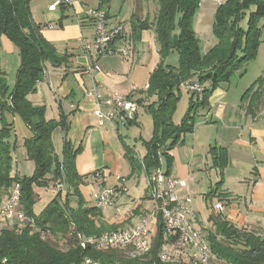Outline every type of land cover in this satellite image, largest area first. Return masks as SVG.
Segmentation results:
<instances>
[{"label":"trees","instance_id":"16d2710c","mask_svg":"<svg viewBox=\"0 0 264 264\" xmlns=\"http://www.w3.org/2000/svg\"><path fill=\"white\" fill-rule=\"evenodd\" d=\"M156 1L160 9L154 27L162 62L152 73L147 91L148 97L155 96L156 101L146 107L153 119L154 136L145 143L147 154L142 162L129 148L126 157L132 175L141 170L149 177L161 168L164 158L165 170L162 168L167 178L174 161L170 152L184 142L186 135L194 132L196 117L208 108L213 92L256 59L262 45L260 23L264 19V0H226L220 5L213 26L218 43L205 54L193 27L200 0ZM30 2L0 0V46L2 37H7L18 48L21 57L11 92L6 74L0 68V206L14 185L19 184L22 209L35 220V225L5 226L0 234V264L5 259L19 264H82L86 259H91L92 264H153L160 249V235L153 243L151 254L142 260L131 258L130 252L125 250L101 252L83 246L86 239L112 233L120 226L107 224L102 220L100 209L86 204L80 187L90 176L80 175L76 169L81 148L75 149L67 142L62 159L56 154L53 134L57 129L68 130L66 116L62 114L59 120L48 119L46 108L35 106L28 98L37 91L46 64L61 66L67 59L34 23ZM174 52L178 53V65H166L165 59ZM195 81L204 87V91L201 95L192 94L186 115L176 124L173 118L181 99V85ZM242 103L247 104L248 114L256 115L264 103V76L244 93ZM138 104L144 106L142 100ZM7 114L19 116L32 133L25 141L28 159L35 165L30 177L14 172L16 146L10 141L14 128ZM224 157L222 151L215 157V168L224 169ZM57 182L66 184L65 198L59 192L37 216L34 213L38 201L35 187L45 188ZM74 197L77 198L76 205L72 202ZM139 214L137 209L130 220ZM210 222L212 230L207 239L215 255L214 264H220V261L264 264V236L261 233L239 228L220 214L212 215Z\"/></svg>","mask_w":264,"mask_h":264},{"label":"crops","instance_id":"0c3cea01","mask_svg":"<svg viewBox=\"0 0 264 264\" xmlns=\"http://www.w3.org/2000/svg\"><path fill=\"white\" fill-rule=\"evenodd\" d=\"M56 1L31 0L30 10L43 36L67 59L61 66L48 62L37 91L28 98L35 106L46 108L48 119L59 120L62 114L66 116L68 130L57 129L53 134L56 154L62 159L67 142L75 149L81 148L76 158V169L80 175L90 177L80 187V192L86 204L93 206V195L103 187L117 186V176L126 179L127 187L138 173L132 175L131 164L126 157L128 148L136 154L135 147L129 142L132 138L129 130L134 126L141 128L142 111L152 118L146 107L155 102L156 97H148L147 91L152 73L162 62L161 46L154 27L160 7L156 0H76L72 6H59L56 11H49ZM88 8L105 10L110 25L122 27V34L115 41L114 48L119 52H128L127 56L98 57L84 51V43H92L96 38L95 26L86 15ZM0 47V68L6 74L11 92L15 87L21 57L18 48L5 36ZM164 62L171 65L168 58ZM95 65H99L100 70H95ZM246 77L241 76L236 85L230 84L231 81L223 83L213 92L208 108L198 113L200 119L196 117L194 132L186 135L184 142L170 152L174 161L167 178L186 181V189L177 188L181 197L195 196L208 190L206 197L210 200L211 216L220 214L239 228L258 232L264 230V103L255 116L248 114L242 97L256 80L253 82L250 79L241 84ZM112 94L137 102L138 112L132 125H128L129 121L100 125L94 112L99 106L107 110L102 101ZM191 96L181 88L174 122L181 107L182 111L185 110L182 116L186 115ZM139 100L144 106L138 104ZM7 118L14 128L10 139L16 146L14 159L23 160L27 155L25 141L32 137V133L19 116L7 114ZM153 136L154 130L143 144ZM145 149L143 155H135L141 162L147 154ZM221 151L225 155L223 170L214 167L215 157ZM19 167L14 170L15 173L30 175L29 169L24 170L23 165ZM163 168L165 170V165ZM97 172H101L100 178H96ZM152 178L153 175L149 177L146 174L145 197L149 201H152L149 191ZM139 184L140 181L137 186ZM48 189L50 204L58 194L51 185ZM64 190L67 192V187ZM36 192L38 200L45 196L43 189ZM219 203L223 204V210L215 208ZM143 209L141 206L138 211ZM144 212L149 213L147 210ZM131 217L121 224H110L103 217L102 220L120 228L127 224L136 226L133 225L136 216L130 220ZM191 220L195 225L201 223V215L196 208Z\"/></svg>","mask_w":264,"mask_h":264},{"label":"built area","instance_id":"2783aa9c","mask_svg":"<svg viewBox=\"0 0 264 264\" xmlns=\"http://www.w3.org/2000/svg\"><path fill=\"white\" fill-rule=\"evenodd\" d=\"M76 0H58L49 7V11H56L59 6H72ZM221 3L222 0H219ZM86 15L91 19L95 26L96 38L92 43H84L83 48L87 53L96 54L98 57L108 55L127 56L128 52H119L114 48L115 41L122 34V27H114L110 25L107 12L103 9L86 10ZM95 70H100L99 65L94 66ZM92 70V68H89ZM202 85H197V81L188 82L182 85L189 93L198 95ZM126 96L112 94L102 101V105L107 107L103 110L99 106L95 110V116L99 120L100 125L105 122L127 123L134 120L138 105L130 104V108H121V101ZM154 173L152 185L149 187L150 197L155 203V208L148 213L137 226L129 228H120L112 232L111 241H102L99 244H110L114 248L118 246H127L130 248H141L144 252H152L153 246L148 242L149 233H157L160 235V249L158 254L162 256L181 254L188 258H201L205 256L201 252L199 244V236H205V231H211L206 227L201 230L192 222L191 217L195 214L194 200L192 196L186 195L181 197L177 188H187L185 180L164 178L162 175V167ZM96 178L102 176L101 172L95 174ZM118 185L115 187H103L99 192L95 193L92 198L93 205L102 210L107 207H114L116 201L126 191V179L117 176ZM65 183H58V190L62 192L65 189ZM20 185L16 184L12 188L5 202L0 206V224H9L10 227L33 226L35 220L28 217L21 206L20 201ZM217 210H223L224 206L219 203L215 206ZM2 232H0L1 234ZM46 235L45 232H42ZM5 264H19L5 259ZM82 264H88L83 262ZM179 264V263H174Z\"/></svg>","mask_w":264,"mask_h":264},{"label":"rangeland","instance_id":"374dc122","mask_svg":"<svg viewBox=\"0 0 264 264\" xmlns=\"http://www.w3.org/2000/svg\"><path fill=\"white\" fill-rule=\"evenodd\" d=\"M225 2L226 0H222L221 3L219 2V0H200V6L194 17L193 27H194L196 37L199 40L202 52L204 54L207 53L210 49H212V47H214V45L217 43V38L214 34L213 26H214L217 10L219 6L224 4ZM260 24L263 27V33H262V45L259 49L258 55L255 60L248 62L239 72H237L233 76L230 84L236 85V82L240 81L241 76L243 75H247V77L244 79V81L241 82V84H246L247 80H250V79L254 82L259 77L264 76V19L261 21ZM168 61H169V64L177 66L179 63L178 53L177 52L171 53L168 57ZM183 91L185 94H187V90L185 88H183ZM185 105H187L186 102H185ZM184 111H182V107H181V111L177 113L175 117L176 123H181V121L184 118L182 116L184 115L182 114V112ZM197 117L199 119L201 118V116H197ZM141 118L143 120L142 121L143 124L141 128L134 126V127H131V129L129 130L132 133V138L130 139L131 141L129 140V142L132 145V147H135L134 153H136L138 156L143 155V153L145 152L146 147L143 144V142L150 139V137L152 136L153 130H154L153 120L149 115H147L144 111H142ZM162 161L165 165L164 158H162ZM21 165H23L24 170L29 169L30 175H28V177L33 175L34 170H35V165L33 162H31L28 159L27 155H25V158H23V160H20V161H18L17 158L14 159V170ZM19 169H22V168L19 167ZM122 173H125V172H122ZM138 181H140L139 186H137ZM58 183L59 182L50 184L53 190L55 189L56 194L59 193ZM145 185H146V174L144 171L138 170V173L136 174L135 179L134 178L131 179L129 184H127V191L121 196L119 200H117V204L114 207H107V208L102 209L101 215L103 217V220L110 224H121L129 216H133L136 210L142 206L144 207V209L140 210L141 215L140 214L137 215L135 217V221L133 222L134 224L132 223L133 225L139 224L143 220V218L147 215V213H145L144 210L145 211L147 210L150 213L155 208V203L147 200V198L145 197L146 196L145 195L146 194ZM48 188L49 187H45V188L35 187V192L41 189L45 191L44 192L45 196L40 197V199L37 201V203L34 206L35 211H36L34 213L37 216L42 214V212L49 205L48 201L49 199H51L50 198L51 196L49 194V191H46V190H50ZM50 193L52 194V192ZM61 193H62V198L64 199L67 192L63 190ZM207 194H208V190H204L200 192L198 195L192 196L194 203H195V208L201 215V223H197L196 227H198L201 230L205 229L206 227L211 226V222H210L211 204L209 203L210 200L209 201L207 200V197H206ZM72 202L74 205H76L77 198L74 197ZM129 225L130 224H127V226L124 228H129L130 227ZM208 229H211V227ZM209 232L210 231H205L206 238L208 237ZM258 233H261V235L264 236V230L260 229ZM132 255L133 254L130 253V256ZM220 264H226V263L220 261Z\"/></svg>","mask_w":264,"mask_h":264},{"label":"bare ground","instance_id":"6f19581e","mask_svg":"<svg viewBox=\"0 0 264 264\" xmlns=\"http://www.w3.org/2000/svg\"><path fill=\"white\" fill-rule=\"evenodd\" d=\"M197 85H201L197 82ZM204 91V87L201 86V91H198V95H201ZM137 102H134L128 97L123 98L121 101V108H130V104H135ZM162 175H164V170L162 168ZM154 178V176H153ZM164 178L165 175H164ZM20 200H21V190H20ZM6 224H0V232L5 228ZM137 226V225H136ZM209 235V234H208ZM101 238L102 241H111L112 240V233L105 234L101 237H91L85 240L83 242L84 248L87 246L93 247L94 249L105 252L112 249H120V250H129L130 253L133 255L131 258L133 259H146L151 254V252H144L141 248H130L127 246H118V248H114L110 244H99V239ZM157 238V233H149L148 235V242H150V245H153L154 241ZM208 238V237H207ZM206 236H199V244L201 247V252L205 254V256H202L201 258H188V256H181V254H174V255H168V256H162L160 254H157V259L153 262V264H214L215 263V255L214 252L210 246V243ZM88 264H92L91 259H86ZM2 264H5V261L2 262ZM118 264V263H117Z\"/></svg>","mask_w":264,"mask_h":264}]
</instances>
